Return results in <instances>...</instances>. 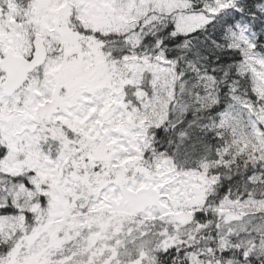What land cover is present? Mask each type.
Segmentation results:
<instances>
[{
  "label": "snow or ice",
  "instance_id": "obj_1",
  "mask_svg": "<svg viewBox=\"0 0 264 264\" xmlns=\"http://www.w3.org/2000/svg\"><path fill=\"white\" fill-rule=\"evenodd\" d=\"M0 264H264V0H0Z\"/></svg>",
  "mask_w": 264,
  "mask_h": 264
}]
</instances>
